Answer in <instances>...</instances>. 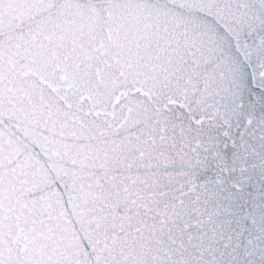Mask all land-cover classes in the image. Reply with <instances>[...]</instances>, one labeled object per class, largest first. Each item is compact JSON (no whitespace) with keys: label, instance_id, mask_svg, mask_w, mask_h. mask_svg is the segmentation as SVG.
<instances>
[{"label":"water","instance_id":"1","mask_svg":"<svg viewBox=\"0 0 264 264\" xmlns=\"http://www.w3.org/2000/svg\"><path fill=\"white\" fill-rule=\"evenodd\" d=\"M0 264H264V0H0Z\"/></svg>","mask_w":264,"mask_h":264}]
</instances>
